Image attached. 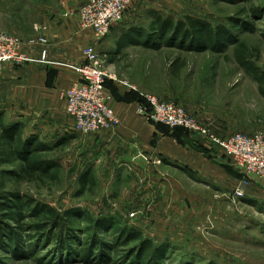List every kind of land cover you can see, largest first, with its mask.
Segmentation results:
<instances>
[{
  "label": "rangeland",
  "instance_id": "1",
  "mask_svg": "<svg viewBox=\"0 0 264 264\" xmlns=\"http://www.w3.org/2000/svg\"><path fill=\"white\" fill-rule=\"evenodd\" d=\"M87 1L0 0V31L28 42L43 34L44 23L52 21L61 11L62 15L70 16L67 12L76 10L70 8ZM136 1H145L149 9H137ZM262 10L264 0H134L124 19L129 11L135 12L143 25L151 24L157 16H171L176 22L193 16L215 26H225L237 42L205 51L183 50L158 42L157 47L130 42L118 53L119 44L111 38L114 45L108 51H97L105 70L144 93L180 105L223 138L236 133H264V81L256 79L238 60V55L243 54L264 80V17L256 15L262 14ZM176 57L184 59L186 66L172 74L170 64ZM10 87L0 85V113L6 124L23 122L26 136H38L51 146L67 135L75 138L46 154L49 160L60 163L56 181L35 175L17 182L15 177L21 163L0 162V199L8 192H19L63 211L79 207L94 219L114 217L121 228L141 230L159 246L169 244L167 257L157 264H264V180L250 177L234 166L219 145L187 131L189 136L216 146L214 157L225 176L219 174L220 179L213 182L203 175L204 178L201 176L196 181L182 171L171 169L170 173L179 182L155 187L148 201L137 200L133 186L136 182L132 185L130 173L125 172L126 177L119 170H107L110 158L107 161L105 157L102 162L88 147L87 136L95 133L82 135L58 126L60 123L47 124L38 117L23 115L20 112L23 108L11 105L6 97ZM87 170L97 184L79 195L81 179ZM5 172H10L9 176ZM245 177L249 178V184L238 198ZM11 227L17 228L14 224ZM78 228L83 231L77 233L81 241L78 245L75 240L74 248L69 244L59 245L57 240L41 242L38 237L29 240L26 236L34 234L32 231L16 229L23 238L17 257L10 251V237L5 234L0 239V264H135L137 255L127 256L137 249L138 242L118 246L113 255L105 251L104 255L85 257L86 261L69 259L73 250H80L86 246L83 242L90 241L92 232L86 230L90 222L82 219ZM98 237L109 244L117 236L107 231L99 232ZM32 248L36 249L35 254L26 252Z\"/></svg>",
  "mask_w": 264,
  "mask_h": 264
},
{
  "label": "crops",
  "instance_id": "2",
  "mask_svg": "<svg viewBox=\"0 0 264 264\" xmlns=\"http://www.w3.org/2000/svg\"><path fill=\"white\" fill-rule=\"evenodd\" d=\"M145 4V1H136L135 5L140 10L149 9ZM74 7L69 8H79ZM132 11H129L123 22L113 27L110 38L102 41H96L93 30L82 26L78 14L64 16L61 11L52 21L44 23L46 30L41 35L46 37L47 45L26 44L24 51L30 56L39 57L43 50H47L48 59L52 63L5 64L0 70V85L11 86L10 93L6 95L9 103L23 108L20 111L23 115L38 117L47 124L60 123L58 126L74 131L73 120L67 113L64 92L79 80V75L70 65L84 62V48L88 44L94 43L96 49L108 51L114 45L111 38L119 44L118 49L120 45H128L146 36L152 23L144 22L146 25H143V20L136 18V13ZM147 25L149 28H144ZM107 89L112 95L110 106L120 123L113 130L87 136L88 147L95 151L97 159L102 162L105 157H108L107 161L110 158L111 162L106 164L107 170L130 173L132 185L136 182L133 186L137 200L140 198L148 201L155 187L166 186L171 181L179 182L170 173L171 169L182 171L196 181L202 179L203 175L213 182L220 179L219 174L225 176L220 173L214 157L217 154L216 146L189 136L184 130L168 131L152 119L139 114L140 102L135 100L133 93L129 92L131 90L124 85L112 81L107 84ZM145 184L146 188H143ZM177 191L180 193L178 188Z\"/></svg>",
  "mask_w": 264,
  "mask_h": 264
},
{
  "label": "trees",
  "instance_id": "3",
  "mask_svg": "<svg viewBox=\"0 0 264 264\" xmlns=\"http://www.w3.org/2000/svg\"><path fill=\"white\" fill-rule=\"evenodd\" d=\"M264 17V11L262 10ZM146 36H141L135 42L146 47H157V42L169 47H176L185 50H208L217 49L221 44L235 45L237 42L234 36L225 26H215L207 20L187 16L185 19L175 21L171 16L157 18L152 22L149 31H146ZM154 42V43H152ZM120 45L117 52L120 53ZM238 60L242 66L246 68L256 79L264 81L258 76V71L254 65L248 62L243 54L238 55ZM186 62L181 57H176L170 64V71L176 74ZM112 81H108L107 84ZM133 97L140 103L148 105L147 101L136 91ZM154 121V120H153ZM168 131L171 129L163 124L155 122ZM23 122H12L10 125L4 121L3 114L0 113V162L2 164H13L19 161L20 169L16 173V181L25 179L27 176L41 175L42 178L49 177L56 181L60 174V163L56 160H49L46 154L53 151L58 145H68L75 138V135H67L63 137L59 143L55 145L46 144L38 136H26ZM176 131L184 130L182 128L175 129ZM186 131V130H184ZM187 132V131H186ZM9 176L10 172H5ZM12 174V173H11ZM97 182L91 171L87 170L81 179V190L79 195H83L89 189L96 186ZM82 219L90 222L91 231L90 241L83 242L85 247L80 250H73L69 259H77L78 261H86L85 257L94 256L97 253L104 255L105 251L113 255L120 245H131L137 243V249H133L127 257H135V264H157L167 257L169 252V244L157 245L151 239L145 237L143 232L138 229L121 228L119 222L114 217H104L94 219L91 213L79 207L68 208L63 211L56 208L54 205L40 201L29 194H20L19 192H8L2 195L0 199V239H4L5 234L10 237L9 249L15 256L21 249L18 248L20 243H23V238L16 229L22 231L29 230L34 234L29 233V240L38 237L39 240L58 241L59 245L66 244L73 246L72 243L76 240L80 245L77 233L83 231L78 228V224ZM27 221H30L29 223ZM14 224L17 228H12ZM5 231V232H4ZM113 231L117 236L113 243H103L99 237V232ZM4 232V235L2 234ZM2 236V237H1ZM26 242H24L25 244ZM86 248V249H85ZM36 249L32 248L28 252L35 254ZM129 253V254H130ZM18 256V255H17ZM16 256V257H17ZM101 258V257H98ZM159 260V262L157 261Z\"/></svg>",
  "mask_w": 264,
  "mask_h": 264
},
{
  "label": "built area",
  "instance_id": "4",
  "mask_svg": "<svg viewBox=\"0 0 264 264\" xmlns=\"http://www.w3.org/2000/svg\"><path fill=\"white\" fill-rule=\"evenodd\" d=\"M133 2L134 0H88L76 10L68 11L67 15L78 14L82 26L92 29L95 40L102 41L110 36L115 25L123 21ZM47 43L45 36L25 42L18 36L0 31V70L7 63L16 65L28 62L52 63L48 59L47 50H43L39 57L30 56L24 51L26 44L46 46ZM84 56L85 60L81 64L70 65L79 75V80L64 92L67 113L73 120L75 132L93 134L114 129L119 125L120 119L110 106L112 95L107 89V82L114 81L138 92L147 101L148 105L142 103L139 105V114L171 130L182 128L198 134L212 144L219 145L234 166L250 177L257 176L264 180V133L255 135L236 133L223 138L180 105L144 93L135 85L120 80L105 70L94 43L84 48ZM248 184L249 178H243L240 184L242 191L238 198L244 195L243 190Z\"/></svg>",
  "mask_w": 264,
  "mask_h": 264
}]
</instances>
